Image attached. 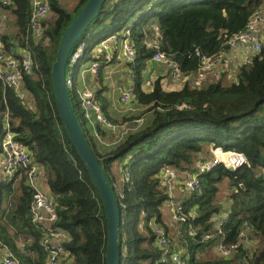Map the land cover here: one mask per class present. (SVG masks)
Instances as JSON below:
<instances>
[{"label":"trees","instance_id":"1","mask_svg":"<svg viewBox=\"0 0 264 264\" xmlns=\"http://www.w3.org/2000/svg\"><path fill=\"white\" fill-rule=\"evenodd\" d=\"M60 1L50 0L54 17L42 21L44 37L40 39L31 29L32 0L0 1V9H11L15 27L0 33L5 53L20 59L26 47L33 60L31 73L23 78L25 98L0 78V156L8 114L13 133L28 148L32 163L39 167L38 175L47 181L57 213L54 226L68 233L64 246L70 255L62 264H106L103 199L66 132L51 75L61 35L87 0H80L73 11ZM262 10L264 0H107L81 38L89 50L109 35L120 33L113 29L126 25L123 30L138 53L132 78L135 102L144 107L143 114H150L145 122L143 116L137 117L135 124L137 119L142 121L137 129L128 130L115 145L101 151L93 130L84 128L76 95L69 91L119 203L122 264H164L158 226L165 229L171 247L178 248L190 264H264V46L238 66L236 80L228 86L218 81L166 91L157 79L152 91L142 89L145 63L157 50L146 44L155 27L161 34V49L183 73L190 74L200 66L203 56L224 54L232 48L228 42L245 31ZM132 16L135 19L129 23ZM103 129L96 128L100 135H104ZM210 145L242 152L248 163L233 171L220 164L201 173V192H192L184 199L187 220L167 221L163 206L168 194L158 179L161 169L170 166L181 174L194 173L197 160ZM119 159L125 160L122 169L131 173V179L123 183H118L111 171ZM225 180L231 189L227 194L230 202L227 218L221 219L217 218L223 210L219 192ZM33 194L26 170L0 179V243L23 264H46L48 252L43 240L49 228L41 230L42 225L32 219ZM209 233L212 237L204 238ZM221 237L228 246L238 244L230 256L208 261L197 257Z\"/></svg>","mask_w":264,"mask_h":264},{"label":"built area","instance_id":"2","mask_svg":"<svg viewBox=\"0 0 264 264\" xmlns=\"http://www.w3.org/2000/svg\"><path fill=\"white\" fill-rule=\"evenodd\" d=\"M4 4H8L11 0H0ZM33 12L31 17V29L35 32L37 39L44 37L43 23L44 19L50 12V0H32ZM3 20L0 18V23ZM264 23V10L255 15L254 19L249 23L247 29L233 37L228 43L233 47H241L250 56L264 46V40L258 30V25ZM258 30V31H257ZM148 47L157 49L151 59L156 63L163 64L172 79H187L190 85L199 88L202 82L208 77H223L224 67L220 65L223 54L211 57H202V62L196 71L185 74L181 71L178 63L161 49V34L157 27L146 40ZM15 49V48H14ZM68 60L66 71V84L68 90L76 95L78 108L82 117L85 129H92L96 138L101 141V135L96 128H106L114 132L117 125L111 120L103 109L102 102L97 98V93L87 84L81 83L88 75H95L101 69H105L114 59L127 66L128 76L131 81L138 53L135 43L132 41L126 29L120 33H113L101 41L99 44L92 45L89 50L85 48L84 41H78L73 48ZM16 53V49H15ZM90 56L91 62L81 67V63L85 57ZM248 56V57H250ZM33 69V60L31 51L26 47L20 52V59L13 55H7L4 50V42L0 38V78L9 87H14L18 94L25 98L27 92L23 90L24 74L31 73ZM234 81L236 79H233ZM233 81V82H234ZM136 100L133 89L121 90V104L133 111V102ZM136 121V120H135ZM137 121H140L137 119ZM5 134L2 140L1 155L4 158V174L5 178H12L22 170H26L27 183L34 188L33 200L30 205V214L36 223L42 225V229H48L43 245L48 252L46 264H62L69 258V251L65 248L64 242L68 240V233L54 226L57 218L55 203L48 195L37 186L38 166L32 163L28 148L17 139L13 133L8 114L5 119ZM87 134V131H84ZM211 155L209 157H200L196 162V171L194 173L181 174L177 169L165 166L161 169L158 179L162 189L168 194V198L164 205L169 207L171 220L174 223L187 220L184 215V199L192 192H201L199 175L214 169L217 165L232 167L233 170L248 163L246 156L239 151L225 150L220 146H209ZM117 177L118 183H123L131 179V173L128 168H121ZM46 213V214H45ZM193 213H191L192 215ZM228 216V215H227ZM227 218V217H226ZM159 235L158 243L163 250L164 264H190L189 259L183 255L178 248H172L166 231L162 227H156ZM189 231L193 234L192 225ZM220 231V230H219ZM213 234H206L204 238L209 239ZM53 240L57 243L53 244ZM219 253L228 257L232 251L238 247V244L226 245L223 237L216 243ZM0 250L3 251V260L1 264H23L19 259L11 253L3 250L0 243Z\"/></svg>","mask_w":264,"mask_h":264},{"label":"crops","instance_id":"3","mask_svg":"<svg viewBox=\"0 0 264 264\" xmlns=\"http://www.w3.org/2000/svg\"><path fill=\"white\" fill-rule=\"evenodd\" d=\"M11 16L13 15L11 14ZM263 24L264 23H260L258 25V29L260 30L261 34H263L262 31H264L262 29L264 27ZM14 28L15 27L12 26L11 29H6L5 24L1 25L0 23V33H4L5 31H9V30L13 31ZM250 54H251L250 52H247L245 49L241 47L229 48V50L223 54L220 63V65L224 67L223 77L217 79V77L210 76L205 81L202 82L201 87L208 86L218 81H220L222 86L230 85V83L234 81L233 79H236L238 66L242 64L244 61H246L249 58L248 56H250ZM127 70H128L127 66L120 63L118 59H114L113 62L108 64V66L105 69L104 68L101 69L99 73L95 75H88L85 78V80L81 83V85L82 84L89 85L96 93H98L103 103L105 112L110 118H112L117 122L119 121V119H127L128 117L125 116H130L128 112H131L128 108L124 107L120 101L121 90L123 89L131 90L133 89L134 86L130 77L128 76ZM142 75H143L142 89L147 93L153 90V84L157 79H160L162 88L166 91L181 90L187 84L190 83V81L187 80L184 81V80L172 79L167 68L161 63L154 62L151 58H149L146 61ZM190 86L193 88L192 85ZM133 108H134L133 111L138 109V104L135 101L133 102ZM142 109H144V107H142ZM144 115L146 116L145 119L142 117L143 122H145V120H148L150 118V114H144ZM147 115H149L148 118ZM132 121L128 122L127 120L128 122L127 124L123 126L121 125L118 126L119 129L117 128L116 130H114V132L107 129H103L104 135H101L102 140L99 141V143L97 144L98 149L102 151L112 147L113 145H115L117 141H120L129 131L137 127L138 124H135V119ZM120 171L121 170H119L118 172H114L116 174V177H118ZM4 176H5L4 158L1 155L0 179H5ZM36 183L40 189L48 193L49 187L47 185L46 179L42 175L39 174L37 176ZM225 194L226 196L220 199L221 201H223V210L221 214L217 216V218L219 217L221 219L227 217L228 215L227 213H228L230 201L229 198H227L228 193ZM164 216L167 221L173 223L171 220V216L169 215V218L167 217V211H164ZM56 243L57 241L53 240V244ZM220 256L221 254L219 253L216 244L212 247L207 248L206 251L197 253V257H199L200 260L202 261H208L214 258H218ZM2 260H3V254L2 251L0 250V261Z\"/></svg>","mask_w":264,"mask_h":264},{"label":"water","instance_id":"4","mask_svg":"<svg viewBox=\"0 0 264 264\" xmlns=\"http://www.w3.org/2000/svg\"><path fill=\"white\" fill-rule=\"evenodd\" d=\"M106 1L87 0L73 18L61 35L51 75L58 110L66 132L86 164L103 199L108 237L106 264H122V251L119 242L122 217L119 203L106 170L93 151L80 124L66 84V71L71 52L76 43L84 37L90 25L100 16ZM228 169L233 171L232 167H228ZM26 246H28V243Z\"/></svg>","mask_w":264,"mask_h":264},{"label":"rangeland","instance_id":"5","mask_svg":"<svg viewBox=\"0 0 264 264\" xmlns=\"http://www.w3.org/2000/svg\"><path fill=\"white\" fill-rule=\"evenodd\" d=\"M61 2V5L64 7V8H66V9H68L69 11H73L76 7H77V5L79 4V2H80V0H62V1H60ZM0 15H2L3 17H4V19H3V22L1 23V25H4L5 24V28L6 29H11L12 28V18H13V16H11V9L10 8H1L0 9ZM54 17V13H52V12H50L49 13V15L47 16V19L48 20H50V19H52ZM135 19V16H132L131 17V19L128 21L129 23L130 22H132L133 20ZM264 25V24H263ZM126 25H123V26H121L120 28H118V29H113V30H115L116 32H122V30H123V28L125 27ZM263 30H264V27L262 28ZM259 30V29H258ZM257 30V31H258ZM99 31V29L98 28H96L95 29V33H97ZM259 32H260V30H259ZM261 33V32H260ZM262 33L263 34H261V36H262V39L264 40V31H262ZM81 40V39H80ZM79 40V41H80ZM90 58V56H87V57H85L84 58V60L82 61V63H81V67L86 63V65L87 64H89L90 62H91V59H89ZM217 79H219L218 77H217ZM175 80H184V81H186L187 79H175ZM188 81V80H187ZM75 111H76V108H75ZM78 111H79V108H78ZM143 109H142V106H138V109L137 110H135V111H131V112H128L129 113V115L130 116H125V117H128L127 119H125V120H128V122H130V121H132V120H134V119H136L137 117H140V116H143V118H145L144 117V114H143ZM132 116H134V117H132ZM124 119H119V121L117 122V121H115V124L117 125V127L118 126H123V125H125V124H127L128 122L127 121H125ZM133 122V121H132ZM142 123V121H141V119H140V121H137V124L138 123ZM135 129H137V127L135 128ZM211 155V152H210V149H209V151L208 152H206L205 154H203L202 155V157H209ZM125 160L124 159H119V160H117V162H115L114 164H113V168H112V170L111 171H113V172H118L121 168H122V162H124ZM189 174V173H188ZM220 198H223L224 196H226V194L225 193H230V191H231V189H230V185H229V182H228V180H225L223 183H222V185H221V188H220ZM163 215H164V211H167V217L169 218V215H170V212H169V207L168 206H166V205H164L163 206Z\"/></svg>","mask_w":264,"mask_h":264}]
</instances>
